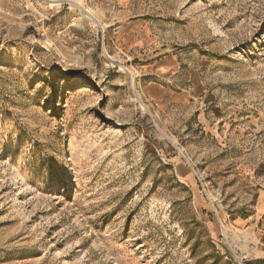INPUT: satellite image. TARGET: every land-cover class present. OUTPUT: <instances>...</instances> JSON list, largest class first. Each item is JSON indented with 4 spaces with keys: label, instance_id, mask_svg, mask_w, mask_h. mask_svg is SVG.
Masks as SVG:
<instances>
[{
    "label": "rangeland",
    "instance_id": "obj_1",
    "mask_svg": "<svg viewBox=\"0 0 264 264\" xmlns=\"http://www.w3.org/2000/svg\"><path fill=\"white\" fill-rule=\"evenodd\" d=\"M211 201L264 264V0H0V264H235Z\"/></svg>",
    "mask_w": 264,
    "mask_h": 264
},
{
    "label": "crops",
    "instance_id": "obj_2",
    "mask_svg": "<svg viewBox=\"0 0 264 264\" xmlns=\"http://www.w3.org/2000/svg\"><path fill=\"white\" fill-rule=\"evenodd\" d=\"M126 41H132V42L139 44V46H141V47H145L150 42V36L145 31H142V32H138L137 34L127 36L124 39V42H126ZM179 62L180 61L176 56L172 55L170 57H165L164 59H160L158 62H156L157 70H161L162 72L169 73L173 69H176L178 67ZM190 74H192V76H190L189 82L194 84V86L196 87L197 86V79L195 77V74H193V72H190ZM245 223H246V221H245ZM237 227L242 228V225L238 224ZM251 249L254 251L256 250L255 247L250 248V250ZM250 250H249V252H250Z\"/></svg>",
    "mask_w": 264,
    "mask_h": 264
},
{
    "label": "built area",
    "instance_id": "obj_3",
    "mask_svg": "<svg viewBox=\"0 0 264 264\" xmlns=\"http://www.w3.org/2000/svg\"><path fill=\"white\" fill-rule=\"evenodd\" d=\"M130 73V72H129ZM184 158L186 159V157L184 156ZM188 162V161H187ZM189 164V163H188ZM189 166L191 167V164H189ZM192 170L194 171L195 175H196V178L198 179V181L200 182V184L202 185V189L203 191L205 192L206 194V188L203 186V178L202 176L200 175V173H197L195 171V168L191 167ZM211 204H212V207H213V210H214V213L216 215V218L218 220V223H219V226H220V231H221V236L222 238L225 240L226 242V245L228 246V249L232 255V258L234 260V263L235 264H250L251 260H250V257L249 255L246 253V252H241L238 248L236 247H233L231 244H230V241H229V231H228V226H227V222L226 220H223V218L221 217L216 205L211 201Z\"/></svg>",
    "mask_w": 264,
    "mask_h": 264
},
{
    "label": "bare ground",
    "instance_id": "obj_4",
    "mask_svg": "<svg viewBox=\"0 0 264 264\" xmlns=\"http://www.w3.org/2000/svg\"><path fill=\"white\" fill-rule=\"evenodd\" d=\"M100 26H101V25H100ZM101 27H102V26H101ZM103 27H104V26H103ZM103 27H102V28H103ZM104 29H105V28H103V30H104ZM104 32H105V30H104ZM109 59L112 60V58H111L110 56H109ZM112 61H113V60H112ZM245 252H246V251H245ZM246 253H248V252H246Z\"/></svg>",
    "mask_w": 264,
    "mask_h": 264
}]
</instances>
